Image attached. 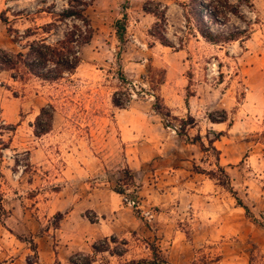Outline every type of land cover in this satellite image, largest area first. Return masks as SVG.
<instances>
[{
  "label": "rangeland",
  "instance_id": "374dc122",
  "mask_svg": "<svg viewBox=\"0 0 264 264\" xmlns=\"http://www.w3.org/2000/svg\"><path fill=\"white\" fill-rule=\"evenodd\" d=\"M145 1L90 0L94 35L81 48L82 61L73 75L57 81L32 76L16 83L10 76L7 82L2 80L8 98L19 103V111L15 122H4L15 114L17 104L5 103L4 108L0 104V123L16 126L15 131L4 127L0 132L7 210L0 221V264H54L56 260L70 264V257L78 253L94 255L92 264H131L152 258L153 247L168 261L161 264H264V0H253V7L242 6L251 25L232 17L231 25L249 29L248 37L223 45L186 33L184 10L178 2L187 0H153L162 9L167 6V36L177 48L164 46L150 35L156 18L143 10ZM67 6L68 0H0V14L8 7L11 18L12 11L23 13L15 24L23 31L34 25L32 19L46 23L51 20L49 11ZM125 13L121 40L116 21ZM7 27L0 18V47L20 50ZM188 85L193 95L187 97ZM156 96L168 107L164 111L169 116L154 108ZM114 97L123 108L113 104ZM49 104L55 109L52 129L38 136L36 118ZM211 115L227 119V127L220 130L224 135L213 146L208 139L219 131L205 128ZM119 116L135 123H164L166 128L168 124L181 127L182 120L191 122L185 131L199 125L187 140L200 129L207 130L204 139L201 136L205 148L198 143L204 164L193 170L215 171L219 180L204 174L221 193L240 197L260 222L243 208L237 229L218 233L217 228L213 238H197L195 231L201 226L188 219L193 215L190 208L180 207L179 201L172 207L153 204L154 199L140 193L142 178L129 183L124 177L128 165ZM154 181V189L161 188L163 184ZM119 185L125 193L117 196L113 189ZM125 195L138 199L141 209L130 207ZM147 210L153 215L150 219L143 214ZM59 211L64 217L56 227ZM158 213L163 218L158 219ZM106 240L110 250L95 254L93 245Z\"/></svg>",
  "mask_w": 264,
  "mask_h": 264
},
{
  "label": "trees",
  "instance_id": "16d2710c",
  "mask_svg": "<svg viewBox=\"0 0 264 264\" xmlns=\"http://www.w3.org/2000/svg\"><path fill=\"white\" fill-rule=\"evenodd\" d=\"M152 4H156V6L153 7ZM178 4L184 10L185 28L188 35H200L205 41L214 45H223L232 41L244 40L248 37L249 29H240L233 26L231 25V20L232 17H237L248 25H251L241 8L243 5L253 7V0H187L178 2ZM90 5V0H68L67 7L60 10L54 7L52 11H49L51 14L50 21L36 24L35 20L32 19L34 25L27 27L23 31L15 27V24L23 13L12 11L13 17L11 18L7 15L8 11H11V7L2 11L0 18L8 26L9 35L13 36L15 43L20 44L21 49L13 51L0 47V71H8L14 81H23L29 76L42 81H57L66 75H73L82 61L80 56L81 48L90 43L94 35V27L88 14ZM143 10L156 18L150 29V35L164 46L177 48L175 43L167 36V6L164 5L162 9L159 3H155L153 0H146ZM126 16L125 13L121 19L116 21L117 36L121 40L126 31ZM31 37L34 38L30 40ZM24 41L25 43H23ZM182 43L183 39H180L179 49H182ZM187 90V97L193 95L190 91V85L187 86ZM159 98V96H156L157 101L153 105L154 108L161 115L169 116V112L164 111L168 107L162 104ZM113 104L117 107H124L116 97L113 98ZM54 111L55 109L52 104L41 108V112L34 124L36 135L40 136L52 129ZM1 113L2 110L0 108V116ZM209 117L212 122H225L227 120L226 116L217 118L211 115ZM188 125H192V123L182 120V126L179 128L178 133L180 135L186 134L185 128ZM4 127L10 131H15L16 129V126L13 124L0 123V132ZM224 133V131H219L215 133L214 138H209L208 142L210 146H213V143ZM188 141L200 143L201 147L205 148V143L199 134ZM4 145L8 147V145ZM195 169L197 172L209 174L217 180L220 179L216 177L215 171H206L200 167H195ZM218 169L226 177L229 176L221 165H218ZM123 173L129 183L134 182V172L130 167L127 166ZM3 180L4 174L0 170V221L3 215L7 213L4 206ZM119 180L121 182V179ZM224 183V181L221 182V184ZM113 190L119 194L125 193L122 185L115 187ZM231 191L235 193L233 189ZM235 198L237 199V203L245 209L247 216L256 222H260L240 197L235 195ZM63 217V212L59 211L56 213V227ZM32 244L33 249L36 250V244L33 240ZM107 250H110L108 240L93 245L95 254ZM152 250V258H142L138 261H132L131 264H161L168 262L163 255L158 253L156 248L153 247ZM93 261H95L94 255L83 253L75 254L69 259L70 264H92ZM54 264L61 263L59 260H56Z\"/></svg>",
  "mask_w": 264,
  "mask_h": 264
},
{
  "label": "crops",
  "instance_id": "0c3cea01",
  "mask_svg": "<svg viewBox=\"0 0 264 264\" xmlns=\"http://www.w3.org/2000/svg\"><path fill=\"white\" fill-rule=\"evenodd\" d=\"M0 76H3L0 80L1 107L4 108L7 106L5 103L10 102L17 104V109L13 110L15 114L13 113L14 115L4 122H15L19 103L15 101V98H8V90L2 85V80L7 82L10 73L0 71ZM11 81L17 82L13 79ZM199 100L202 102V99ZM119 110L117 109V112ZM205 121H208V118H205ZM117 126L121 139L125 143V163L133 170L136 179L142 178L141 194H147L150 200L154 199L153 204L172 207L173 203L178 204L179 201L180 207L190 208L193 215L188 216V219L194 222L195 226H201V230L195 231L197 238H213L214 230L217 228L218 233L231 227L238 228V224L242 223L240 221L244 217V209L236 204L237 199L229 198L227 194L221 193L219 186L206 174L193 170L194 166H203L205 161L204 151L199 144L187 140L188 136H192L191 131L199 125L190 127L184 135H172L164 123H135L134 120L129 122L119 116ZM207 126L214 131L225 130L227 127L226 122L211 120L205 123V128ZM204 133H207V130L204 132L200 129L195 134L201 135L204 139ZM219 160L221 164H224L222 159ZM154 178L159 180V184H163L161 188L154 189ZM151 181L153 185H150ZM115 194L120 196L117 192ZM163 216V213L157 214L158 219ZM237 218L240 220L237 221ZM101 228L100 236H104V229ZM85 245L84 250L88 251L89 243L85 242Z\"/></svg>",
  "mask_w": 264,
  "mask_h": 264
},
{
  "label": "built area",
  "instance_id": "2783aa9c",
  "mask_svg": "<svg viewBox=\"0 0 264 264\" xmlns=\"http://www.w3.org/2000/svg\"><path fill=\"white\" fill-rule=\"evenodd\" d=\"M167 128H168V129H171L172 132H174V133H178L180 127H178L177 125L170 126V125L168 124ZM123 198H124V201H125L130 207H133V208H136V209H141V205H140L138 199H136V198H134V197L127 196V195H125ZM143 214H144L145 216H147L149 219L153 217V215H152V213H151L150 210L143 211Z\"/></svg>",
  "mask_w": 264,
  "mask_h": 264
}]
</instances>
